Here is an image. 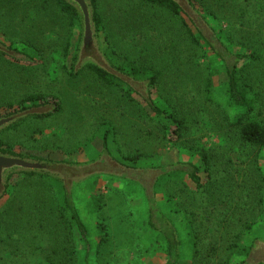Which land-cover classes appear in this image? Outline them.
<instances>
[{"label":"rangeland","instance_id":"obj_1","mask_svg":"<svg viewBox=\"0 0 264 264\" xmlns=\"http://www.w3.org/2000/svg\"><path fill=\"white\" fill-rule=\"evenodd\" d=\"M132 2L98 0L96 10L103 21L98 39L105 55H109L107 58L114 60L115 65L112 59L110 62L115 67L116 63H132L136 68L140 65L163 68L165 75L157 85H149L148 97L142 85L137 86L139 91L121 85L111 86L98 80L85 66L76 72L82 23L80 20L71 25V19L55 2L0 0V42L19 52V57L0 53V117L24 110L22 107L27 105L55 104H40L44 97L55 95L61 102L60 110L56 109L52 115L26 117L18 127L2 132L0 140L5 142L4 147L48 161L93 163L107 153L102 145L104 130L107 124L113 123L120 132V146L131 151L139 147L149 150L157 156V160L152 161H160L164 168L183 165L191 169L189 164L196 165L200 167L204 181H207V175L201 156L203 148L215 153L218 161L232 156L235 162L232 171L237 175L245 167H254L251 162L258 153L261 157L259 166L264 170V147L251 149L246 144L239 146L237 135L221 122L216 102H223L226 75L214 76L215 103L203 105L205 95L201 82L207 74L203 69L197 72L189 70L183 64L185 52L182 50L185 46L182 49L179 45L176 53L171 47V40L177 37L171 31L173 20L168 19L167 10H135ZM205 2L211 8V0ZM213 9L218 15L222 13L215 6ZM206 21L215 33L211 41L217 48L213 49L202 41L209 57H216L215 51H247L228 37L229 25L224 19L215 18L208 12ZM220 27L226 29L224 33ZM253 28L259 30L256 24L250 28L251 33ZM238 35L240 39H247L246 35ZM150 73H143L142 78L130 76L148 81ZM30 97L39 99L26 102ZM153 101L199 121V125L183 139L187 146L191 145L189 140L197 139L201 149L199 153H193L183 145L170 143L163 146L155 138L159 135L156 128L142 117L144 110H150L149 103ZM226 131L230 132L229 137ZM156 166L158 164L142 163L136 169L146 172L131 175L141 180L149 175L151 181L147 186L129 178L95 174L73 187L71 199L74 208L90 228V264L167 262L170 245L176 239L174 228L177 233L182 230H178L180 227L176 225L182 219L180 209L183 204H175L156 192L158 178L152 187L154 173H149V170L162 169ZM185 180L195 187L188 176ZM95 199L100 201V210L95 208ZM184 200L183 197L179 203ZM65 204L70 206L66 189L58 178L50 175L48 178H27L23 173L13 175L7 192L0 200V264H48L47 255L59 263L60 246L68 239L70 231L73 243L66 246L76 248L77 258L73 264L82 263L86 254L85 244L76 226L70 229L61 219V211H67L66 207L63 208ZM99 223H105V232L100 231ZM183 232L179 238L184 242ZM103 234L106 241L101 243ZM249 237L264 239V219L249 233ZM261 253L251 256L249 262L259 264L264 261ZM180 264H191V260L185 258Z\"/></svg>","mask_w":264,"mask_h":264},{"label":"trees","instance_id":"obj_2","mask_svg":"<svg viewBox=\"0 0 264 264\" xmlns=\"http://www.w3.org/2000/svg\"><path fill=\"white\" fill-rule=\"evenodd\" d=\"M47 1L55 2L62 13L71 19V25L80 21L77 11L66 0ZM92 1L95 9L94 20L97 32H100L103 21L96 10L98 0ZM190 1L205 20L208 12H211L215 18L224 19L229 25L228 37L236 45L247 51L244 53L215 51L217 58L209 57L205 46H212L213 49H217L216 46L213 45L211 39L206 38L204 31L199 29L173 0H133L131 6L135 10L139 8L141 10L154 8L167 10L168 19L173 20L170 27L171 31L177 37V39L171 40V47L176 53L179 45L182 46V49L185 46L182 50L185 52L182 55L185 56V59H182L183 64L189 70L197 72L198 69H203L207 74L206 79L201 82L205 95L203 105L215 103L213 99L215 96L214 76L218 77L225 74L226 80L222 90L223 102L222 104L216 102V106H219L222 124L229 131L232 129L233 133L237 135L236 139L239 146L246 144V147L251 149L264 147V0H211V8L207 7L205 0ZM214 6L222 12L220 15L213 9ZM256 24L259 30L253 28V33H251L250 28ZM221 29L222 27H220ZM222 30L224 33L226 29ZM240 33L242 37L246 35L247 39H240L238 35ZM202 41H205V46ZM216 42L219 46L217 40ZM9 47L11 48V46ZM107 56L109 57V55ZM112 61L115 65L113 59ZM140 66L136 68L132 63H116L117 69L136 78H142L143 73L150 71V76L147 78L150 80L151 86L157 85L165 75L163 68L153 65L149 67ZM84 68H89L98 80L108 85H121L130 90L134 89L128 83L94 64H87ZM38 99L37 97H30L26 99V102ZM46 102H54L57 105V111L61 108V102L55 95L44 97L40 104ZM149 106L150 110H144L142 117L156 128L159 135L155 138L163 143V146L170 143L174 146H187L183 139L188 132L191 133L197 127V124L199 125V121L181 115L175 109L155 101L149 103ZM29 107L30 105H27L22 109ZM52 114L44 116L48 117ZM32 117H43V115ZM24 120L1 131L0 134L18 127ZM229 131H226L228 137ZM119 137L120 132L116 125L107 124L102 141L104 151L111 153L119 162L132 168H139L142 163L158 164L155 168H162V175L158 178L159 180L157 179L156 192L162 193L165 199L175 202V204H183L180 209L182 219L176 226L180 227L178 230L184 231L185 241L183 242L182 238H179L182 230L181 233H177L174 228L176 239L170 245L168 260L165 264H180L181 260L185 258H189L191 264L255 263L249 261L252 258V249L256 245L255 240L257 241V239L249 237V233H252L264 219V170L263 167L259 166L261 157L259 158L258 153H255L251 162L254 163L252 164L254 167H245L244 171L242 170L241 174L237 175L232 171V167L235 165L232 156L218 161L215 153L211 154L208 149L203 148L201 156L204 161V172L207 175V181H204L200 175V167L189 164L191 169L174 166L164 168L160 165V161H152L155 158L157 160V156H153V152L142 150L140 147L135 151L128 150L119 145L121 143L118 140ZM228 137L226 138L229 139ZM188 142H191V145L187 146L189 150L193 153H199L201 149L198 140L194 139ZM4 145H6L5 142L0 140V151L21 155L7 150ZM38 159L44 160L39 157ZM245 171L246 173H244ZM23 174L27 178L33 176L48 178L47 174ZM187 176L195 184V187H191L187 183L185 180ZM131 181L134 182V180ZM142 184L144 183L142 182ZM66 194L68 196L67 191ZM183 197L185 198L184 202L179 203ZM93 203H95L97 210L101 209L99 200L95 199ZM65 207L67 211H61V219L70 226V229L73 225L76 226L85 244L86 254L83 262L79 264H90L89 252L92 249V243L89 239L90 228L85 224L77 209L75 210L67 204L63 206V208ZM97 226L101 232L106 231L105 223H99ZM170 234L173 235L172 231ZM67 238L63 241V246H60L61 261L56 263L52 260L51 255H47L48 264H73V260L77 258L76 248L66 246V244L73 243L71 231ZM104 241H106L105 234L101 236L99 242L103 243ZM54 253H57V250ZM256 264L258 263L256 262ZM259 264H264V261H260Z\"/></svg>","mask_w":264,"mask_h":264},{"label":"water","instance_id":"obj_3","mask_svg":"<svg viewBox=\"0 0 264 264\" xmlns=\"http://www.w3.org/2000/svg\"><path fill=\"white\" fill-rule=\"evenodd\" d=\"M180 8L194 21L195 25L204 31L206 38L211 39L215 35L213 29L207 21L200 15V13L191 4L190 0H173ZM79 15L82 23L81 42L76 61V72L87 64H94L106 72L118 77L122 81L128 83L137 91V86H143V92L149 96L150 81L137 80L134 77L120 71L112 65L110 60L101 49L98 39V32L94 20L95 9L92 0H66ZM0 52L7 53L11 56L19 57V52L7 47L4 43L0 42ZM142 92V91H141ZM57 105L47 103L40 106H32L27 109L0 117V132L14 125L18 121L34 115H46L55 112ZM109 163V167H103V161ZM175 167H183V165H175ZM186 167V166H185ZM139 173H145V170L137 169ZM135 168L127 167L123 163L116 160L112 155L108 154L93 163L77 164L69 162H58L41 160L31 156L17 155L9 152L0 151V200L7 192L10 177L20 173H42L52 177H56L62 181L68 196L67 201L69 205L74 208L71 195L73 187L78 183L86 180L93 175L109 174L113 176H120L129 178L142 184L141 179L133 178V171ZM161 169L149 170V173H154L152 180V187L161 174ZM148 172V171H147ZM264 243V239H259L255 242Z\"/></svg>","mask_w":264,"mask_h":264},{"label":"flooded vegetation","instance_id":"obj_4","mask_svg":"<svg viewBox=\"0 0 264 264\" xmlns=\"http://www.w3.org/2000/svg\"><path fill=\"white\" fill-rule=\"evenodd\" d=\"M105 155H108V152L105 153ZM105 155H103V156H105ZM102 166H103V167H109L110 165H109L108 162H106V161L104 160ZM127 167H129V166H127ZM135 170H137V169L135 168ZM130 173H132V174H137V173H139V172H138V170H137V171H133V172H130ZM146 176H147V175H146ZM146 176L143 177L142 182L147 186V185L150 183L151 178L149 177V175L147 176L148 178H147ZM141 178H142V176H141ZM261 252H262V253H261ZM260 253H261V255L264 254V243H262V242H258V243L254 246V248L252 249V254H251V256H254V255H257V254H260Z\"/></svg>","mask_w":264,"mask_h":264}]
</instances>
